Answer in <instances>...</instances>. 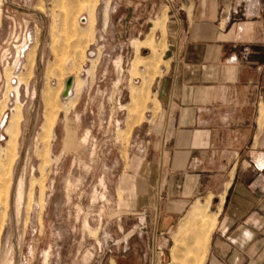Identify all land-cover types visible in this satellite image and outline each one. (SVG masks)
I'll use <instances>...</instances> for the list:
<instances>
[{
	"label": "rangeland",
	"instance_id": "rangeland-1",
	"mask_svg": "<svg viewBox=\"0 0 264 264\" xmlns=\"http://www.w3.org/2000/svg\"><path fill=\"white\" fill-rule=\"evenodd\" d=\"M123 1L0 0V264L193 263L172 258L177 230L141 235L137 126L162 47L128 36L151 23Z\"/></svg>",
	"mask_w": 264,
	"mask_h": 264
},
{
	"label": "crops",
	"instance_id": "crops-1",
	"mask_svg": "<svg viewBox=\"0 0 264 264\" xmlns=\"http://www.w3.org/2000/svg\"><path fill=\"white\" fill-rule=\"evenodd\" d=\"M122 5L137 21L151 23L128 36L154 38L162 47L154 107L137 126L145 172L132 195L141 235L149 225L152 245H165L184 216L205 205L213 226L202 264H264V13L258 1Z\"/></svg>",
	"mask_w": 264,
	"mask_h": 264
},
{
	"label": "bare ground",
	"instance_id": "bare-ground-1",
	"mask_svg": "<svg viewBox=\"0 0 264 264\" xmlns=\"http://www.w3.org/2000/svg\"><path fill=\"white\" fill-rule=\"evenodd\" d=\"M89 16H90V20L93 23L92 12H90ZM160 23H161V21H156L155 24L157 26H159V25L161 26L162 23L161 24ZM157 26H156V28L160 27V26L159 27H157ZM154 27H155V25H154ZM160 28H162V27H160ZM23 45L24 44H21V47H23ZM18 54L19 53L17 52V55ZM17 57H19V55ZM71 86H72V84L70 86H67V85L64 86V89L62 91L63 97H67ZM49 120H50V118H49ZM47 121H48V119H47ZM15 124H17V122ZM12 142H13V137L11 135L9 141L7 142V145L10 147L12 145ZM13 144H14V142H13ZM5 173L7 174V172H5ZM3 186H5V185H2V186L0 185V189H2ZM206 207L207 206H205V205H199V204L195 205L190 210V213L188 215H186V217H184L181 220V222L179 223L178 229H176L177 231L175 232V234L173 236L174 246L172 247L173 248L172 258L174 261L175 260L178 261V259H176V255L179 252H181L180 249L182 248V249H185L186 257L188 258V260H191L193 262L192 264H201L202 259L204 258L203 256H204L205 248L207 245L208 235H209L211 227L213 226V214H212V216L208 217V215H207L208 211H207ZM202 251H203V254L199 258V253H201ZM178 257L179 256L177 255V258ZM198 258L200 260H198V262L196 263L195 261ZM179 262H181V261H179ZM175 264H176V262H175ZM178 264H180V263H178Z\"/></svg>",
	"mask_w": 264,
	"mask_h": 264
},
{
	"label": "water",
	"instance_id": "water-1",
	"mask_svg": "<svg viewBox=\"0 0 264 264\" xmlns=\"http://www.w3.org/2000/svg\"><path fill=\"white\" fill-rule=\"evenodd\" d=\"M71 82H72V80L67 79V81H66V85H67V86H70V85H71Z\"/></svg>",
	"mask_w": 264,
	"mask_h": 264
}]
</instances>
